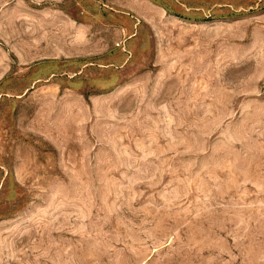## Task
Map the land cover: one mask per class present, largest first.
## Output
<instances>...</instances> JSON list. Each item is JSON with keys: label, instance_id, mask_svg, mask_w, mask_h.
Returning <instances> with one entry per match:
<instances>
[{"label": "rangeland", "instance_id": "rangeland-1", "mask_svg": "<svg viewBox=\"0 0 264 264\" xmlns=\"http://www.w3.org/2000/svg\"><path fill=\"white\" fill-rule=\"evenodd\" d=\"M0 264H264V0H0Z\"/></svg>", "mask_w": 264, "mask_h": 264}]
</instances>
